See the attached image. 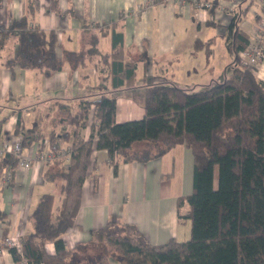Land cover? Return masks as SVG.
Wrapping results in <instances>:
<instances>
[{"label":"trees","instance_id":"trees-1","mask_svg":"<svg viewBox=\"0 0 264 264\" xmlns=\"http://www.w3.org/2000/svg\"><path fill=\"white\" fill-rule=\"evenodd\" d=\"M196 1L209 2L208 13L214 15L218 0ZM39 3L31 0L29 16L0 28V44L14 34L19 45L18 56L7 61L13 77L16 64L46 76L68 66L72 75L100 56L99 37L90 29L83 33L85 47L68 50L61 47L55 31L30 26ZM118 27L114 24L111 51L105 57L113 90L135 85L138 66L137 60L125 55L123 31ZM250 41L244 31L236 30L235 65L218 85L202 90L169 82L146 85L141 119L118 122V100L109 93L82 99L76 108L55 102L66 128L62 133L55 129L45 133L39 124L26 128L19 117L14 133L23 148L40 143L42 153L46 142L61 149L68 141L71 151L68 160L52 161L60 167L59 192L43 194L30 211L33 232L23 235L21 251L9 249L15 263L111 264L114 260L119 264H264V81L254 69L241 64L240 53ZM142 59L148 61L145 52ZM87 127L91 133L86 139L81 129ZM180 144L192 151L195 162L193 192L177 201L179 221L190 224L189 237L152 244L137 226L109 221L105 228L93 232L96 253L92 257L75 256L64 236L76 226L93 150H107L117 170L119 160L148 162ZM19 162L20 158L10 153L0 158V174H11L7 184L14 181ZM185 204L189 209L183 213ZM5 216L0 209V220ZM49 242L55 245L54 254L47 250Z\"/></svg>","mask_w":264,"mask_h":264},{"label":"crops","instance_id":"crops-1","mask_svg":"<svg viewBox=\"0 0 264 264\" xmlns=\"http://www.w3.org/2000/svg\"><path fill=\"white\" fill-rule=\"evenodd\" d=\"M30 1L0 0V28L6 29L13 20L29 16ZM217 3L214 15H210L196 0H40L30 26L55 31L61 47L68 50L85 47L83 33L90 29L99 37L100 56L72 75L68 66L46 76L16 64L13 77L7 61L18 56L19 45L16 36L9 35L0 44V121L6 119L0 123V141L18 138L14 130L19 117L26 128L39 124L45 133L53 129L62 133L66 128L54 103H69L76 108L82 99L97 93L117 98L118 122L137 120L144 114L147 77H153L155 83L169 82L193 90L222 83L235 65L236 30L252 38L258 20L264 16V0ZM114 24L123 31L125 55L138 61L135 85L119 90L112 88L105 60L111 51ZM57 52L61 56V48ZM144 52L148 61L142 59ZM139 66L143 73L138 76ZM255 73L264 81V60ZM45 117L51 118L47 125ZM55 122L60 125L55 127ZM90 133V127L81 129L86 139ZM63 145L69 147L70 143ZM44 146L42 153L51 151L49 142ZM40 147V143H34L24 147L22 154L34 157L39 155ZM92 160L76 226L64 236L75 256L92 257L96 253L93 232L105 228L109 221L137 226L152 244L189 237L190 224L179 221L177 204L179 197L190 195L194 188L195 162L189 148L180 144L148 162L126 163L118 159L117 170L105 149H94ZM59 172L58 164L51 161L34 162L29 170L19 168L10 184L0 174V209L6 214L0 220V231L4 235L17 230L33 232L28 215L43 194H58L62 182ZM188 209L185 204L181 210L184 213ZM46 246L50 254L55 253L53 242ZM0 264H16L9 249H0ZM111 264L119 263L111 260Z\"/></svg>","mask_w":264,"mask_h":264},{"label":"built area","instance_id":"built-area-1","mask_svg":"<svg viewBox=\"0 0 264 264\" xmlns=\"http://www.w3.org/2000/svg\"><path fill=\"white\" fill-rule=\"evenodd\" d=\"M184 2V0H181ZM209 2L201 4V7L208 9ZM3 34L0 30V40H2ZM264 60V16L258 20L255 32L252 35L249 46L240 53L241 64L251 67L256 72V69L260 63ZM23 146L19 138L14 140L0 141V158L6 154H14L20 158L19 168L30 169L33 167V163H47L55 159H67L70 154V147H64L59 149L57 146H53L51 151L45 153L35 154L34 157L24 156L22 154ZM11 174L7 173L4 176V182L9 183ZM23 215V213H22ZM24 233L20 230L15 231L11 235L5 236L0 231V249L16 248L19 251L22 250V239Z\"/></svg>","mask_w":264,"mask_h":264},{"label":"rangeland","instance_id":"rangeland-1","mask_svg":"<svg viewBox=\"0 0 264 264\" xmlns=\"http://www.w3.org/2000/svg\"><path fill=\"white\" fill-rule=\"evenodd\" d=\"M262 63V62H261ZM260 63V64H261ZM258 68H259V66H258ZM258 68L256 69V71L258 70ZM142 73H143V70H142V67L141 66H139L138 67V71H137V74H138V76L139 75H142ZM144 75V74H143ZM147 79H148V83L149 84H153V83H155L156 81H155V79L153 78V77H147ZM158 82V81H157ZM136 102L135 103H138L139 102V100L137 99V100H135ZM10 112V111H9ZM144 115V114H143ZM143 115L141 116V117H139V119L140 118H142L143 117ZM3 118V116L2 115H0V119H2ZM44 120H45V122H46V125L48 124V122H50V120H51V118L49 119V117L47 118V117H45L44 118ZM182 240H185V239H182Z\"/></svg>","mask_w":264,"mask_h":264}]
</instances>
